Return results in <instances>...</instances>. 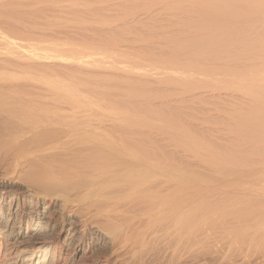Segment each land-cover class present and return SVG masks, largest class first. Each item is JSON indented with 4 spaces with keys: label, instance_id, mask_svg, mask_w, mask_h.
<instances>
[{
    "label": "bare ground",
    "instance_id": "bare-ground-1",
    "mask_svg": "<svg viewBox=\"0 0 264 264\" xmlns=\"http://www.w3.org/2000/svg\"><path fill=\"white\" fill-rule=\"evenodd\" d=\"M53 1L47 3L50 8H54L52 3L56 6V0ZM70 1H63L66 5L69 3L70 8L62 7L64 3H61L62 10L78 8L72 5L76 1ZM77 1L83 4H79L83 7L79 9H88L89 0H84L87 5ZM101 1L96 2L100 5ZM109 1H105V5ZM140 1L143 0L137 2ZM149 1L140 4L145 5L143 10L141 6V9L132 8L134 11L131 9L129 15L128 9V12L122 10L125 5L118 3L122 6L119 8L112 0L115 10L124 11L122 15H128L129 25L134 24V27L137 23H132L133 13L136 16L139 11H144L143 14L147 9L151 11L153 7H149V3L155 9L161 2L159 6L164 5L166 14L178 12L179 16L182 9L177 4L187 3L186 7L189 3L190 6L183 7L187 19L194 16V12L203 13L209 7L210 12L203 14H209L210 21L213 18L223 21L226 24L223 27L230 30L228 38L231 31L239 32L248 26L255 33L250 35L253 31L247 30L249 36H262L255 38L263 40L264 0H154L155 4ZM12 2L9 5L0 0V15L7 16L0 18V264H264V51L256 53L253 48L255 42L261 41H252L251 46L250 38L229 39V42L224 37L227 28L224 29L221 22L213 25L215 21L210 22L207 15L200 18L201 14L196 12L199 18L195 17L201 23H189L195 26L194 30L189 24L186 27L188 21L182 25L185 18L182 15L181 24H172L182 25L179 31H183V35H180L182 32L178 37L175 34L176 39L173 34L174 39L169 40L171 30L167 41L162 37L165 33L158 40L155 38L158 44L160 39L167 46H175L176 39V47L161 49V45L156 47V44L152 47L159 48L160 51L154 52H161L160 57L152 52L153 57H157L150 60L146 56L149 52H145L146 55L140 54L142 60H139L133 47L139 42L143 44L144 36L142 40L140 34L138 37L128 31V36L131 35L127 36L128 40L130 37V40L137 37L136 41L142 40H134L133 45L124 42L130 44L132 53L123 51L124 43L123 49L119 44L123 53L120 52L115 41L119 39H115V23L119 26L125 21L120 15L122 11L117 15L120 21L114 19L118 12L112 15L107 8L109 12L107 9L105 12L109 14H104L101 9L100 13L106 17L102 15L103 21H98L109 24L107 28L102 24L101 29L94 19L97 4L90 1V8L97 9L94 14L91 9L84 13L94 15L88 14L95 20L93 24L89 17L90 23L84 17L79 20L83 10L77 15L75 8L77 13L71 14L78 17L75 16L74 21L73 18L65 20L68 24L63 16L64 23L58 16L54 17H58L55 19L58 27L62 22V27L76 25L74 29L60 31L55 25L59 30L55 31L52 27L55 23H52L49 27L54 31L47 28L44 32L38 30L41 26L36 22L30 21L37 17L30 19L22 15L15 21L8 18L10 13L17 14L27 7L19 5L21 0L16 5ZM38 2V5L43 3ZM191 5L201 9L192 8V12L189 9L192 13L189 15ZM32 6L25 8L26 12L29 8L31 11ZM84 6H88L87 9ZM159 13L163 12L159 10ZM107 15L114 21L111 18L108 21ZM49 16L52 17L50 14L37 21L43 23ZM170 17L167 19L172 22L174 18ZM75 18L84 29L76 28L81 26L75 23ZM179 19H175L176 22H180ZM156 20V23L160 21ZM207 20L211 23L209 26L205 25ZM29 21L35 24H28ZM202 21L207 29L214 26L211 34L205 32V28L202 31L203 27L198 29L203 26ZM86 23L98 24L100 29L97 30L96 25L91 29ZM183 26L190 30L184 33ZM147 27L143 28L145 33L150 30ZM196 28L197 35L202 31L206 36L201 35L198 40ZM140 29L143 33L142 28L136 31ZM242 30L240 33L244 32ZM189 31H195L197 40L194 36L192 39L196 43L201 41L204 44L199 45L208 48H204L205 51L203 46H198L204 54L209 52L206 56L200 54L203 58H192L198 54L193 53L199 52L195 46L198 43L193 41V47H184L183 44L192 41L189 34V40L186 39ZM182 36H185L184 41ZM153 38L149 39L150 43ZM261 45L263 48L264 42L257 47L262 49ZM241 47L246 51L252 47L254 51L252 55L243 50L239 53ZM143 56L148 58L143 59ZM153 92L158 93L159 99L153 97ZM173 92L177 95L174 93L172 98L181 99H171L169 95ZM194 102L198 107L202 102L215 106L220 103L224 109L227 106L229 111L220 110L227 116L226 129L224 124L218 123L217 127L215 119H212L215 125L205 122L206 115L214 112L213 107L218 108L210 104L204 106L208 108L206 115L202 116L205 110L189 113L193 118L201 112V117L206 118L204 126L211 125L214 132L201 129L199 117L193 119L200 123V129L197 126L198 129L194 126L190 129L189 123L183 124L182 120L188 119L185 116L190 106H187ZM207 105L213 106L212 112ZM221 112L217 109L216 113L221 115ZM210 116L209 120L213 117ZM160 119L164 122L156 123ZM217 128L229 132L215 131Z\"/></svg>",
    "mask_w": 264,
    "mask_h": 264
},
{
    "label": "rangeland",
    "instance_id": "rangeland-1",
    "mask_svg": "<svg viewBox=\"0 0 264 264\" xmlns=\"http://www.w3.org/2000/svg\"><path fill=\"white\" fill-rule=\"evenodd\" d=\"M1 1H3V4H7V2H9V3H8L9 5H11V2H12L11 0H1ZM6 1H7V2H6ZM15 1H16V2H15ZM21 1H22V2H20V0H14L12 3H13V4L15 3L14 5H16V4H18L17 2H20L19 5L22 4V6H27V7L30 6V5H33L32 8L35 7V8H37V9H34V8H33V9H34V10H33V9L31 8V11H30V8H29V11L26 12L27 9H25V8H27V7H25V8L23 7L20 11L17 12V14H18V13H19V14L22 13L20 16H19V15L17 16V14L13 12L14 14H13V13H10L8 18H10V17H11V18H14V21H15V18L18 19V17H22V15H23V17H29L30 19H31L32 16H34V17H37V20H38L39 18L42 17V14L45 15V16L42 17L43 19H45V17L48 18V15L51 14L52 17L49 16V17L51 18V21H50V22L48 21L50 18H49L48 20L46 19L47 21H46V20H43L44 22L46 21L45 23H44L42 20H40V21H42L44 24L41 23V22H40V24H39V21H37L35 18H33L35 21H33V19L30 20V21H32V22H36V24H38L39 26H41V28H40V27H37L38 25H37L36 27H37L38 30H40V31H42V29L45 30L44 32L47 31V28H49V30L51 29L50 31H54V30H55V31H59V30L62 31V30H63L62 28H66V29H67V28H71V27H72V28L74 29V27L76 26V25H75V26L73 27V25L70 24V22H71L70 20H71V18H73L72 20L74 21V17H75L76 15H75V16H73V15H74L75 13H77V12H76V9H75V8H77V7L73 8V6H72L73 9H70V10H69V8H70V7L68 6L69 3H68L67 5L64 3V2L67 3L68 0H66V1L63 0L64 2L61 1V0H56V1H57V2H56V1L54 0L55 2H54V1H53V2L56 4V6H55L53 3L50 4L51 7L54 6V8H50L49 4L47 5V3H49L50 0H46V1H45V0H38L39 2L36 1V0H35V2H34V0H31V1H30V0H21ZM24 1H27V2L29 1V2H28L29 4L26 3V2H24ZM41 1L43 2L42 5H43V4H46V5H43V7H42V5L39 4V5H40V6H39V5L36 3V2L40 3ZM47 1H48V2H47ZM69 1H70V0H69ZM74 1L78 2L77 0H74ZM74 1H73V2H74ZM81 1H83L84 4H86V1L88 2V0H86V1L81 0ZM90 1H91V2H94V3L97 1V2L100 3V0H96V1H95V0H89V2H90ZM102 1H103V2H102ZM102 1H101V3H102V4L104 3V5H105V1L107 2V1H109V0H102ZM120 1H121V0H120ZM120 1H119V0H118V1H117V0H113V2L116 3V4H115V3H113L112 0H111V1L108 2V5H109V7H110V4H111L112 7H113L114 4H115L116 6L118 5L117 7H119V8L125 5L124 7H122V10H123V8L125 9V11L128 9L129 12H128V11H126V12H128L127 14H129V13H130V10H131L132 8H134V9H137V7L140 8V6H141L140 4H141V3L144 4V2H146L147 0H143L142 2L140 1V3L137 2V1H139V0H137V1H135V0H131V1H135V2H133V3H134L133 6L130 5V4H133V3H131V1L124 0V1H126V2H128V3L130 2L129 4H127V3L124 4V2H120ZM151 1L154 2V0H151ZM151 1H149V2H151ZM156 1H157V0H156ZM158 1H159V0H158ZM158 1H157V2H158ZM51 2H52V0H51ZM51 2H50V3H51ZM62 2L64 3V4L62 5V7H69V8H67L68 10H67V9H64V8H63V10H62V8H61V3H62ZM71 2H72V0L70 1V3H71ZM76 2H75V3H76ZM89 2H88V6H89V7L86 6V7H88V9L84 6V8H86L88 11L91 9L90 7H92V4H90ZM97 2H96V4H97ZM110 2H112V3H110ZM153 2H152V4H155V3H156V2H154V3H153ZM182 2H186V1L184 0V1H182ZM182 2H181V3H182ZM23 3H25V4H23ZM31 3H32V4H31ZM35 3H36V5H38L39 7L36 6ZM75 3H72V5L74 4L75 6H76V5L78 6V8H77V11H78L77 15H79V14H80V11L83 10V11H82V12H83V15H82V16L79 15V17H78V16H76V17H78L79 20H80V19L82 20L83 17H84V20H86L87 22L89 21V19H88L87 17H89V18L92 17V16L94 17L93 14L95 13V9L98 8V9L96 10L97 15H96V13H95V17H94L95 20L97 19L96 22H95L94 19H93V20H94V21H93L92 18H90V20H91V22L93 21V22H95V23L100 24L99 26L101 27V29H102V24L106 25V27L103 26V28H104V27L107 28V25H109V24H106L105 21H104V23H100L101 21H103L102 19H103L104 17H106V15H103V14L100 13L101 9H102V13H104V12L106 11V9L108 8V9L110 10V14H111L112 12H114V11H115V13L118 12V11H122V10H120V9L117 8V7H116L117 10H115L114 7H113V8L111 7V9H110V8L108 7L107 4H106L107 6L105 5L106 8L101 7L100 5H102V4H100V5L97 4V8H94V6H93V9H91L92 13H93V11H94L93 14L86 13V15H85L84 11H87V10H84V9L81 10V9H79V7H80V8H83V7H82V6H83L82 2L79 1V2L76 3V4H75ZM94 3H93V4H94ZM109 3H110V4H109ZM118 3H121L122 6H121V4H118ZM158 3H160L159 5H161V2H158ZM79 4H82V6H80ZM89 4H90V5H89ZM137 4H139V5H137ZM149 4H150L149 7H150V6L153 7V8H150V9L153 10V9H154V6L151 5V3H149ZM186 4H187V3H186ZM186 4H184V5H186ZM64 5H66V6H64ZM86 5H87V4H86ZM98 5H99V6H98ZM104 5H102V6H104ZM119 5H120V6H119ZM127 5H128V6H127ZM136 5H137V6H136ZM159 5H156V6L158 7ZM184 5H182V4H181V5H178V4H177V6H178V7L180 6L179 8L182 9V10H181L182 12H179V13H181V14L183 15L182 18H184L185 13L187 12L186 9H185L186 12L183 11V7L186 8V7L190 6V4L188 3V5H187L186 7H185ZM22 6H21V7H22ZM45 6H46V7H45ZM57 6H58V7H57ZM70 6H71V4H70ZM129 6H130V7H129ZM131 6H132V7H131ZM156 6H155V9H154L155 11H154V10H153V11H152V10L150 11L149 9H147V10L149 11V12H148V11L146 10L150 15H148L146 11H145L144 14H147V15H144V14H143L144 11H141L143 15H140L141 12H140L139 10H140L141 8H142L141 10H143V8H145V5H144V6H141V8L137 10V11H139V13H138L139 15L134 16V13H133L132 17H133V18L135 17L134 19H132V17L129 16V17H131L132 23H134V22L136 21V23L139 24V25L136 24L135 27H134V24H132V23H131L132 25H129V24H130L129 22H131V21L129 20L130 18L128 19V17H127L128 15H127V14H126L127 16H124L125 14L122 15V14L124 13V11H122V12L120 13L121 18H123L122 16H124V17H125V21H124L125 24H126V25L128 24L127 26H133V27H127V26H126V28H125V24H124V22H120V21H121V20H120V16H117V15L119 14V12H118L116 15L112 13V15H115V16H114V19H115V20H116V19H119L120 21H119V20H117V21H119L120 23H123V24H124V26H123V24H121V25L118 26L117 23L114 22L115 25H116V27H115V25H114L113 27L117 28V32H116V35H115L116 38H115V39H118V38H119V39L121 40V39L123 38V40H125V39L128 40V37L131 36V35L128 36V31H130L129 34H133V35L136 34L137 36H138V34H140V35H141V37H140L141 39H142L143 36L145 37V39H144V37H143L144 40L142 39L143 41H145V42H143V44H142V43L139 42V41L142 42V40L136 41V40L139 39L138 37H139L140 35H139L138 37H137L136 35L134 36V37H137V38H138V39H137V38L134 39L135 42H139L141 45H140L139 43H137L138 45H137V44H134V42H133V41H134L133 38H132V40H130L131 37L129 38L128 41H123V42H122V40H121V43H120V42L118 43L119 39H118V40H115L116 43H117L118 45H119V44H120V45L122 44V47L119 45V48L121 47V48L123 49V43H124V42H125V43H126V42H130L131 44H132V42H133V44L135 45V47H136V45H137V47H136V48L133 47V46H132L133 44L131 45V47H133L134 51L136 50L135 52L139 55V56H138V55L136 54V56H137L138 59L140 58V54L142 55V54L144 53V54L146 55L145 52H149V53H147L146 56H148L149 59L152 60V59H154V57H157V56H155V55H154V57H153V54H156V53H157V52H154V50L156 51V49H157V51H160V50H158V49H159V48L163 49V46H165V48L169 47V49H170V48H172V47H176V45H178V44H177L178 41H177L176 39H177L178 36L183 35V31H179V30H180L179 28H181L182 25H185V24H183V23H186V21H188V22L186 23V25H187L186 27H188V24H189V23H194V22L198 21V18H199V15H200V14H201V16H203V17L200 16V18H204V15H205V14H203V13H206L207 10L210 9L209 7H207L206 10L203 9V10L206 11V12H205V11H202L203 13H201V12L199 13L198 11H196V12H198V14H199V15L196 14V15L198 16V18H196V17H197V16L195 15L196 12H194V16H193V15H192V16H193L195 19H194L192 16H189L188 19H187V18H186V17H187L186 15H185V18L182 19V18H181L182 15L180 14L181 16H179V15H178V12H177V14H176V13H175V14H176L177 16L180 17V19H179L180 22H179L178 20H177V22H176L175 19H178L179 17L176 18L177 16H175V14L170 13V12H168V14H166L167 11L165 10L163 4H162L163 9L161 8L162 6H161V7L159 6V7L157 8V9H158V10H157V9H156ZM191 6H192V7L188 8V13H187V14H189V15L192 14V13H189V12L192 10V8H194V10L197 8V6H194V7H193V5H191ZM56 7H57V9H55ZM95 7H96V6H95ZM125 7H126V8H125ZM149 7H148V8H149ZM42 8H43V9H42ZM48 8L53 9V10H50V9L48 10ZM129 8H130V9H129ZM146 8H147V6H146ZM23 9H25V10H23ZM40 9H41V10H40ZM54 9H55V12H54ZM104 9H105V10H104ZM108 9H107V10H108ZM118 9H119V10H118ZM134 9H132L131 12H133ZM161 9H162L163 11H162ZM189 9H190V11H189ZM197 9H201V8H197ZM197 9H196V10H197ZM22 10H23V11H22ZM32 10H33L34 12H33ZM42 10H43V12H44V11H45V12L42 13ZM66 10H67V11H66ZM73 10H74V11H73ZM109 10H108V12H109ZM159 10H160V12H163V13H161V14L159 13V14H158ZM194 10H193V11H194ZM24 11H25V12H24ZM62 11H63V12H62ZM64 11H66V13H65ZM68 11H69V12H68ZM97 11H99V12H97ZM137 11L135 12V14L137 13ZM157 11H158V12H157ZM200 11H201V10H200ZM71 12L73 13V15L71 14ZM74 12H75V13H74ZM82 12H81V14H82ZM89 12H90V11H89ZM126 12H125V13H126ZM152 12H153V13L156 12L157 15L154 14V15H155V16H154V15L152 14ZM164 12H165V13H164ZM183 12H184V13H183ZM191 12H192V11H191ZM208 12H210V11L208 10ZM23 13H26V14H23ZM29 13H30V14H29ZM33 13H34V14H33ZM36 13H37V14L39 13L38 15H41V16L36 15ZM40 13H41V14H40ZM45 13H46V14H45ZM49 13H50V14H49ZM54 13H55V14L58 13V15H54ZM63 13H64V15H63ZM105 13H107V12H105ZM105 13H104V14H105ZM27 14H28V15H27ZM31 14H33V15H31ZM88 14H89V15H92V16H89ZM98 14L100 15V17H98ZM107 14H109V13H107ZM130 14H132V13H130ZM130 14H129V15H130ZM162 14H163V15H162ZM169 14L172 16V19L174 18L172 22H171L170 19H167L168 17L171 18ZM202 14H203V15H202ZM2 15H3V14H2ZM2 15H0V16H1L0 18L6 16V14L3 15V16H2ZM11 15H12V16H11ZM13 15H16V17H14ZM24 15H27V16H24ZM35 15H36V16H35ZM69 15H70V16H69ZM102 15H103L104 17H102ZM158 15H159V16L161 15V17H158ZM165 15H168V17H167V18L164 17ZM206 15H207L208 20L210 21V18L212 19V17H208L209 14H206ZM206 15H205V16H206ZM56 16L59 17V18L57 17L58 19L61 18V20H62V17H61V16H63V20H64V21H65V20L68 21V19H70V20H69V24H70V25H69V26H68V25L65 26V24H64V26L62 27V25H63V23H64V21L62 20L63 23H62V22H61V23H58L59 25L61 24V25H60L61 28L58 27V25L56 24L57 21L55 20V19H57V18H54V17H56ZM137 16H138V17H137ZM148 16H149V17H148ZM173 16H174V17H173ZM195 16H196V17H195ZM66 17H69V18H66ZM96 17H98V18H100V19H98V18H96ZM101 17H102V18H101ZM115 17H118V18H115ZM126 17H127V18H126ZM141 17H143V20H141V19H142ZM150 17H151V18L153 17V19H150ZM156 17H158V18H156ZM190 17H191V18H190ZM6 18H7V16H6ZM42 18H41V19H42ZM52 18H54V19L52 20ZM78 18H77V19L75 18V19H76V21H75L76 24H77V23H78V24L80 23L79 21L77 22ZM85 18H86V19H85ZM108 18L113 19L111 15H107V19H108ZM161 18H162V19H161ZM163 18H164V19H163ZM165 18H166L167 20H166ZM114 19H113V21H114ZM126 19H127V21H126ZM145 19H146V20H145ZM147 19H148V20H147ZM156 19H157V20H156ZM158 19H160V21H159ZM181 19L184 21V22H182L181 27H180V25H178V26H179V27H178V26H176L175 24H172V23H177V24L180 23V24H181V21H182ZM185 19H187V20H185ZM193 19H194V21H191V20H193ZM3 20H4L5 22H7V21L9 22V19H8V20L6 19L7 21H6L5 19H2V21H3ZM11 20H12V19H11ZM11 20H10V21H11ZM54 20H55L56 22H54ZM61 20H58V21H61ZM98 20H101V21H98ZM104 20H105V19H104ZM109 20H110V19H108V21H109ZM123 20H124V18H123ZM139 20H140V21H139ZM151 20H152V21H151ZM155 20H156V21H159V22H161V21L164 20V21H163L164 24H163L162 22H161L162 24H161V23L159 24V22L156 23ZM168 20H169L170 22H169ZM199 20H200V19H199ZM205 20H206V19H205ZM208 20L206 21V24H205L206 26H209V23H210V22L215 21V19L213 18V20H211L209 23H207ZM30 21H29V22H30ZM66 21H65V23L68 24V22H66ZM137 21H138L139 23H138ZM146 21H148V23H147ZM150 21H151V23H150ZM165 21H166L167 25H166ZM174 21H175V22H174ZM189 21H190V22H189ZM200 21H201V20H200ZM203 21H204V20H203ZM203 21H202V22H203ZM216 21L219 22V25H220V22H221L222 27H223V25H226V24H224L223 21H220V20H216ZM216 21L213 23V25H216V24H215ZM32 22H30V23H28V24H32V25L35 24V23H32ZM47 22H49V23H47ZM81 22H84V23H85V21H81ZM93 22H92V24H93ZM119 22H118V24H120ZM126 22H127V23H126ZM142 22H143V23H142ZM144 22H145V23H144ZM198 22H199V21H198ZM218 22H217V26H218ZM52 23H55L54 26H52V27H54V30H52V28L49 27V26H51ZM72 23H73V22H72ZM84 23H83V25H84ZM88 23H90V22H88ZM107 23H110V22H107ZM111 23H112V21H111ZM111 23H110V24H111ZM114 23H113V24H114ZM140 23H141V24H140ZM154 23H156V24H154ZM169 23H171V25H169ZM199 23H201V22H199ZM41 24H43V25H41ZM45 24H46V25H45ZM78 24H77V25H78ZM92 24H91V25H92ZM98 24H97V25L94 24V26H93V25L90 26V24H87V23H86V26L89 25L90 28L92 27L91 29H95V28H96V29L98 30V29H100V27L98 26ZM113 24H111V25H113ZM148 24H149V25H148ZM194 24H195V23H194ZM194 24H193V25H194ZM196 24H197V22H196ZM210 24H211V23H210ZM55 25H56V27H57L59 30L55 27ZM79 25L81 26L82 23L79 24ZM79 25H78V26H79ZM95 25H96V27H95ZM141 25H142L143 27H142ZM145 25H146V26H145ZM150 25H152V27H151ZM157 25H158V26H157ZM160 25H163V26H162L163 28H162ZM168 25L170 26V28H169ZM172 25H175L176 27L174 26V27H172V28H173V29H172V28H171ZM190 25H192V24H189V27H191ZM29 26H30V27H33V26H31V25H29ZM34 26H35V25H34ZM42 26H43V28H42ZM44 26H45V27H44ZM47 26H48V27H47ZM86 26H85V29H88L89 27H86ZM117 26H118V27H117ZM137 26H138L139 28H142V31H143V28L145 29V27H147V26H148V27H147L148 30H149V29H150V30H149V32L147 31L148 33H145L146 31H143V33L146 34V35H144V34L141 32V29H140V32H141V33L138 32V31H139V30H138L139 28H138ZM153 26H155V27H153ZM156 26H157V27H156ZM159 26H160V28H158ZM198 26H199V25H198ZM206 26L204 27V22H203V26H199L198 29H200V27H203V29L201 28V30L203 31L204 28H205V30H206V29H207ZM211 26H212V25H210V28L208 27V28L210 29V31H207V30H209V29H207L206 31L204 30V31H205V32H209V33L211 32V30L213 31L214 26H213V28H212ZM217 26H215V28H216L215 30H216V31L218 30ZM36 27H35V28H36ZM94 27H95V28H94ZM98 27H99V28H98ZM110 27H112V26H110ZM123 27H124L125 29H124ZM136 27H137V29H135ZM177 27H178V28H177ZM184 27H185V26H183V28H184ZM186 27H185V28H186ZM192 27H195V26H192ZM192 27H191V28H192ZM218 27H219V30L222 29V28L220 29V26H218ZM225 27L227 28V26H225ZM225 27H223V28L225 29ZM33 28H34V27H33ZM37 28H36V29H37ZM44 28H45V29H44ZM55 28H56V29H55ZM72 28H71V29H72ZM76 28L79 30V29H82L83 26H81V28H78V27H76ZM76 28H75V30H77ZM105 28H104V29H105ZM118 28H119V30L121 29V30L125 31L127 34H126L125 32H124L125 34L123 33V35L120 34V33L123 32V31H121V30L119 31ZM122 28H123V29H122ZM133 28H134V29H133ZM152 28H153V29H152ZM156 28L159 29V30H162V32H161V31H159V32L156 31V30H157ZM165 28H166L167 30H170V31H166V30L164 31ZM176 28H177V29H176ZM183 28H182L181 30H184V29H185V28H184V29H183ZM211 28H212V29H211ZM83 29H84V28H83ZM151 29H152V31H151ZM154 29H156V30L153 31ZM174 29H176V30H174ZM186 29H187V28H186ZM186 29H185L184 33H185L186 31L190 30V29H187V30H186ZM192 29H193V28H192ZM194 29H195V28H194ZM194 29H193V30H194ZM198 29L196 28V30H195L196 32H195V31H191V32L189 31V33L187 32V35H186V36H187V37H186L187 41L189 40V36H188V34L191 36V39H192V36H194V34L196 33L195 36H198V35H199V36H198V40L201 39V37H200L201 35H205V32L202 33L201 30H199V31H201V35H200V34L197 35V30H198ZM224 29H223V30H224ZM242 29H243V30H242ZM64 30H65V29H64ZM67 30H69V29H67ZM133 30H135V31L138 30V31H136V33H135V32H133ZM145 30H146V29H145ZM171 30H172V32H171ZM215 30H214V32H216ZM223 30H222V31H223ZM241 30L244 31V32L240 33ZM247 30H248V31L251 30L250 27L247 26V28H245V29H244V28H241V29H239V32H238V30H236L238 33H237L236 31H235V32H234V31H231V32H230V33H231V38H232V36H233V39H231V38H230V34H229V38H228V33H229L230 30H228V28H227V30H225V33H226V34L224 33L226 36L224 35V37H227V40H228V41H229V39H230V41H231V40L239 41V40H241V39L243 40L244 38H245V39H246V38H250V40H249L250 42L248 43V44L250 45L252 41H253V42L257 41V39H258L260 36L258 37V35H257V36H253V37H251V36H249V33H248ZM150 31H151L152 33H156V32H157V34H155L156 37L154 36V34L152 35V33L149 34ZM163 31H164V32H163ZM199 31H198V33H200ZM252 31H253V30H251L250 32H252ZM119 32H120V33H119ZM131 32H132V33H131ZM137 32H138V33H137ZM170 32H171V33H170ZM173 32H175V33H173ZM178 32H179V33H178ZM180 32H182V34H180ZM194 32H195V33H194ZM214 32H212V33H214ZM232 32H234V33H232ZM246 32H247V34H246ZM160 33H161V35H160ZM162 33H163V34L165 33L164 35H166V36H165L166 39H164L165 37L162 36ZM169 33L171 34L170 36H168ZM190 33H192V35H191ZM193 33H194V34H193ZM209 33H207V34L209 35ZM235 33H237V37H235V36H236ZM239 33H240L241 35H240ZM243 33H244V34H243ZM173 34H174V35H175V34L177 35V37H176V35H175V37H176V39H175V42H176V43H174L175 46H173V44H170V46H169L168 43H167V44H168V46H167V45H166V42H165V43H164V42L162 43L163 40H164V41H167L168 38H169V40L172 39V38L174 39V37L172 36ZM178 34H180V35H178ZM210 34H211V33H210ZM220 34H221V33H220ZM242 34H243V35H242ZM254 34H255V33H254V31H253V33H251L250 35H254ZM125 35H126V38H125ZM150 35H152V36H150ZM234 35H235V36H234ZM247 35H248L249 37H248ZM123 36H124V37H123ZM127 36H128V37H127ZM147 36H149V37H147ZM153 36H154V38H153ZM161 36L163 37V40L161 41V40L159 39V44H158V43H157V42H158V41H157V40H158V37L160 38ZM167 36H168V38H167ZM171 36H172V37H171ZM195 36H194V38L197 40V37H195ZM205 36H206V35H205ZM170 37H171V38H170ZM182 37H183V36H182ZM202 37H203V36H202ZM255 37H258V38H255ZM146 38H147L148 41H146ZM152 38H153L152 43H150L149 39L151 40ZM155 38H157V40H155ZM180 38H181V37H180ZM184 38H185V36H184L183 38H181V39H183V41H184ZM194 38L192 39V41H188V43H190V44H187V43H185V44H187V45L183 44L184 47H186V46H188V45L191 46V47H193V46H192V43H193V41H194ZM235 38H238V40L235 39ZM251 38H252V39H251ZM253 38H255L256 40H254ZM260 38H262V36H261ZM173 39H172V40H173ZM178 39H179V38H178ZM154 40H155L156 42H155ZM172 40H171V41H172ZM258 40L261 41V39H258ZM263 40H264V36H263ZM263 40H262V41H263ZM179 41H181V40L179 39ZM183 41H181V42L184 43ZM187 41H186V42H187ZM230 41H229V42H230ZM262 41L260 42L261 44L264 42V41H263V42H262ZM147 42H149V43L146 44ZM154 42H155V43H154ZM181 42H179V43H181ZM232 42H234V41H232ZM253 42H252V43H253ZM125 43H124V45L126 46V49H125V46H124L123 51L128 50V53H130L129 51H131V53H132L133 50H132L131 47H130L131 49L129 50V46H130V44H128V43L125 44ZM160 43H162V44H160ZM169 43H170V41H169ZM194 43L197 44L198 42L196 43V41H194ZM194 43H193V45H195ZM199 43L204 44V43L201 42V41H199ZM199 43H198L197 45H195V46H197V48H199V52H195V53H193L194 51H196L194 48H192V49H194V51L191 50V51H193V52H192L193 55L198 53L197 55L192 56L193 59H195V58L197 59V57H195V56H198V59H200L201 56H202V55L200 56V54H202V53H203L204 56H206V53H207V52L204 54V52L201 51V49H200V48H202V47H198V46H203V50H205V49H206V48L204 47L205 45H199ZM257 43L260 45V43H259L258 41H257ZM257 43H256V42L254 43V46H255L256 48L253 47V48L255 49V52L258 53V52H262V51H264V50H263L264 47L262 48V45H261V48H262V49H259L260 46H258ZM151 44H152V45H151ZM156 44H157V46H156ZM163 44H165V45H163ZM205 44H206V43H205ZM128 45H129V46H128ZM144 45H145V46H144ZM146 45H147V46H146ZM149 45H150V46H149ZM154 45H155L156 47H158V45H159V46L161 45V47H159V48L152 47V46H154ZM181 45H182V44H180L179 47H181ZM249 45H248V46H249ZM139 46H140V47H139ZM141 46H143V47L141 48ZM171 46H172V47H171ZM189 46H188V47H189ZM250 46H251V45H250ZM257 46H258L259 48H258ZM263 46H264V45H263ZM146 47H149V48H146ZM177 47H178V46H177ZM121 48H120V50H121L120 52L123 53V51H122ZM127 48H128V49H127ZM137 48H139V49H141V50L143 49V50H142L143 52H141V50L139 51ZM145 48H146V49H145ZM154 48H155V49H154ZM165 48H164V49H165ZM197 48H196V49H197ZM204 48H205V49H204ZM245 48H246V47H245ZM251 48H252V47H251ZM251 48H249V47L246 48L247 50L250 51V52H249V51L244 50V47H241V48H240L241 51H240V52L238 51V52L241 53L242 50H243V52L246 51V52H248V54H251V52L253 53V51H254V49H251ZM152 49H153V51H152ZM189 49H191V48H189ZM207 49H208V48H207ZM207 49H206V50H207ZM240 49H239V50H240ZM250 49H251L252 51H251ZM258 49H259V51H258ZM144 50H145V51H144ZM206 50H205V51H206ZM261 50H262V51H261ZM134 51H133V52H134ZM137 51H138L139 53H138ZM197 51H198V49H197ZM125 52H126V51H125ZM125 52H124V53H125ZM140 52H141V53H140ZM152 52H153V54H152ZM200 52H201V53H200ZM246 52H245V55L247 54ZM208 53H209V52H208ZM208 53H207V54H208ZM262 53H263V52H262ZM134 54H135V53H134ZM144 54H143V55H144ZM157 54H159L158 57H160L162 53L159 52V53H157ZM157 54H156V55H157ZM254 54H255V53H254ZM240 55L243 56V53L240 54ZM251 55H252V54H251ZM236 56H237V54H236ZM242 56H241V57H242ZM143 57H145V56H143ZM148 57H147V58H148ZM152 57H153V58H152ZM162 57H163V55H162ZM194 57H195V58H194ZM238 57H239V56H237L236 58H238ZM241 57H240V58H241ZM147 58L145 57V58H143V59H147ZM202 58H203V56H202ZM204 58H205V57H204ZM140 59L142 60V58H140ZM140 59H139V60H140ZM156 59H158V58H156ZM172 59H173V58H172ZM172 59H171L170 61L174 62V60H172ZM158 60H159V59H158ZM175 62H176V61H175ZM263 62H264V61H263ZM263 64H264V63H263ZM177 92H178V91H177ZM155 93H156V92H155ZM155 93L153 92L152 95H153V97L156 96V99H157V98H158V96H157L158 93H157V94H155ZM174 93H175V92H173L172 95H171V94L169 95V96L171 97V99H174V98L179 99V98H180L179 96H176V97H173V98H172V96H174L175 94L177 95V93H175V94H174ZM182 93H183V92H182ZM173 94H174V95H173ZM161 95H162V94H161ZM167 95H168V94H167ZM167 95H166V96H167ZM178 95H180V96H182V97L184 96L183 94L181 95V92H178ZM159 96H160V95H159ZM162 96H164V95H162ZM162 96H161V98H162ZM169 96H167L168 99H170ZM164 97H165V96H164ZM177 97H179V98H177ZM167 98H165V99H167ZM153 99H154V98H153ZM158 99H159V98H158ZM163 99H164V98H163ZM180 99H181V98H180ZM196 103H198V102H196ZM200 103H201V102H199V104H200ZM204 103H205V105H204L203 102H202L201 106H202V105H203V106H202V107L199 106L200 108L197 106V104H195V102L193 103L194 105H192V103H189V105L186 104V105H188L187 107L190 106V109L188 110V112H187L188 115L185 116V118L190 119V117H191V119L194 121V119H197V118L199 117L197 120H198V121H199V119H200V121L202 120V122H200V121H199V122L201 123V125L204 126L203 121H205L206 118H207V120H209L208 117L211 115V116H213V117L211 118V116H210V118H211L210 120H212V119L214 120V119H215L214 121L217 122V125H216L217 127H218L219 124H220V125H223V124L226 122V117H227V116L224 114V112H225L226 110L229 111V109H227V106L225 105V106H226V107H225L226 110H225L224 108H222V105H223V104L221 105L220 103H216V106H215L214 104H210V102H204ZM213 103H214V102H213ZM199 104H198V105H199ZM206 104H208V105L210 104V105H214L215 107H218L217 109H219V113H220L221 111H224V112H223V113L221 112V113H222L221 115H220L219 113H216V112H217V109L214 108L213 106H212V107H213L214 112H212V111H213V110L211 109L212 107H209V106L207 105V107H209V108L211 109L212 114H210V115H206V110H208V108H205V107H204V106H206ZM218 104L221 105V107L218 106ZM186 105H185V106H186ZM195 105H196L199 109H198ZM193 106H194V108H196V109H194ZM223 107H224V106H223ZM201 108H203V109H201ZM221 108H222L223 110H222ZM193 109H194V110H193ZM215 109H216V112H215ZM190 110L194 111V113H195L196 110H202V112L205 110V113L203 112V113H202V116H203V114H205L207 117L204 118V117H205V116H204V117L202 118L201 115H200L201 112L198 111V112H200V113L197 112V113H198V114L196 113L197 116L194 114V116H196V117H193V118H194V119H193V118H192L193 112L191 111V112H192V115H191V114H190V113H191ZM220 110H221V111H220ZM189 112H190V113H189ZM211 112H210V113H211ZM215 113H216L218 116H217ZM189 114H190L191 116H189ZM207 114H209V111H207ZM213 114H214V115H213ZM226 114H228V113L226 112ZM215 115H216V116H215ZM219 115H220V117H219ZM222 116H223V117H222ZM200 117H201V118H200ZM224 117H225V118H224ZM219 118H220V122H219ZM222 118H223V120H221ZM188 119H185V120L183 119V120H182V121H183V124H187V125H188V123H189L188 126L190 127V129H191V128L193 129L192 126H194V129H198V128H199L200 123L197 124L198 121H197V123H196V120H195L193 123L196 124V125H193L191 119L189 120L190 122H189V121L187 122ZM207 120L205 121L206 123H213V122H214L213 120H212V121L209 120V122H208ZM224 120H225V121H224ZM162 121H163V119H160V121H157V120H156V123H158V122L161 123ZM184 121H185V122H184ZM223 121H224V122H223ZM163 122H164V121H163ZM186 122H187V123H186ZM160 123H159V124H160ZM206 123H205V124H206ZM218 123H219V124H218ZM213 124H214V123H213ZM207 125H208V124H206L204 127H203V126H200V127H201V129H203V130L205 129V130H210L211 132H214V131H213L214 128L211 127V128H212V129H211V128H210L211 125H209V127H207ZM214 125H215V124H214ZM220 125H219V126H220ZM196 126H197L198 128H197ZM216 126H215V128H216ZM224 126H225V124H224ZM224 126H223V127H224ZM202 127H203V128H202ZM184 128H187V126L184 125ZM206 128H207V129H206ZM208 128H210V129H208ZM224 128L226 129V126H225ZM224 128H217V129H215V131H218V130L220 131V129H221V131H223ZM188 129H189V128H188ZM199 129H200V128H199ZM219 131H218V132H219ZM226 131L229 132L228 129H227ZM226 131H223V133H225ZM227 132H226V133H227ZM220 133H222V132H220Z\"/></svg>",
    "mask_w": 264,
    "mask_h": 264
}]
</instances>
